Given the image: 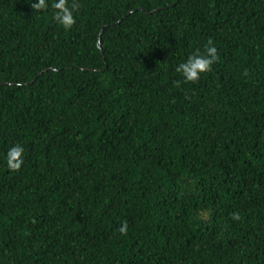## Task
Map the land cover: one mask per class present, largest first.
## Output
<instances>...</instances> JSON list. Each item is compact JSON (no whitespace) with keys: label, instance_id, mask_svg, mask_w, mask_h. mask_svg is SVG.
Wrapping results in <instances>:
<instances>
[{"label":"trees","instance_id":"16d2710c","mask_svg":"<svg viewBox=\"0 0 264 264\" xmlns=\"http://www.w3.org/2000/svg\"><path fill=\"white\" fill-rule=\"evenodd\" d=\"M36 2L0 0V264H264V0Z\"/></svg>","mask_w":264,"mask_h":264},{"label":"clouds","instance_id":"9594fccd","mask_svg":"<svg viewBox=\"0 0 264 264\" xmlns=\"http://www.w3.org/2000/svg\"><path fill=\"white\" fill-rule=\"evenodd\" d=\"M31 8L36 11L46 12L49 8V3L47 0H38V2L31 4ZM51 8L53 9L54 21L65 30H69L75 25L74 12L79 8L77 0H71V3L69 0H58V2L51 3ZM218 60V50L214 42L209 39L204 46V52L202 53L200 49H196L184 62L176 67V72L183 76L185 82L195 83L200 79L201 74L211 72L212 65ZM23 157L24 148L21 145L17 144L11 147L6 155L7 168L11 171H19L24 163ZM231 219L234 221L240 220V213H232ZM118 231L121 235H127V221L122 222Z\"/></svg>","mask_w":264,"mask_h":264}]
</instances>
